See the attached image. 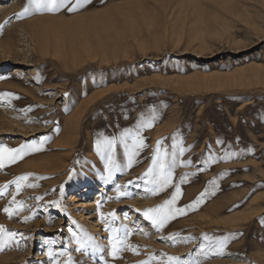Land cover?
Masks as SVG:
<instances>
[{
    "label": "rangeland",
    "instance_id": "374dc122",
    "mask_svg": "<svg viewBox=\"0 0 264 264\" xmlns=\"http://www.w3.org/2000/svg\"><path fill=\"white\" fill-rule=\"evenodd\" d=\"M26 2L0 0V144L38 150L0 167V264H264V0H92L19 17ZM41 17L33 50L22 26ZM177 185L164 211L184 213L159 228L144 212Z\"/></svg>",
    "mask_w": 264,
    "mask_h": 264
},
{
    "label": "snow or ice",
    "instance_id": "6c2138e0",
    "mask_svg": "<svg viewBox=\"0 0 264 264\" xmlns=\"http://www.w3.org/2000/svg\"><path fill=\"white\" fill-rule=\"evenodd\" d=\"M92 0H75L73 3V0H27L25 7L23 10L16 14L19 17H24L26 15H30L34 12H49V13H54V12H59L62 9L66 10L68 12H75L80 10V8L83 6V4H91ZM3 25H0V28H2ZM12 95V94H8ZM147 127H151V123L149 122ZM100 141H97V144L99 145ZM217 143H223V141H217ZM109 144L112 145L114 144V141H109ZM160 142L157 144L156 148V154L154 156V163H158L160 167V179L158 183L160 184V187L157 189V191H162L164 187H167L169 183H171V172L167 171L165 168V160L164 157L167 155V153H161L160 147H159ZM145 147L144 143L142 140H134L133 143V148H143ZM35 147L32 145H21L17 149H12L8 148L6 145L0 144V167L5 166V153H7V161L8 163H15L17 160L23 158V156L27 155L29 151H36ZM184 151L183 148H181V153ZM137 154L135 151H133L130 154L129 158V166H131V156ZM231 156L237 155V153H231ZM175 160L172 161V165H174ZM190 163V161L188 162ZM109 177L111 176L112 173V167L113 161L111 157H109ZM172 165H169L171 167ZM149 172H152V169H149ZM28 179V176H21L17 180V188L19 189L20 187V182L25 181ZM119 188V186H118ZM62 190V189H61ZM119 195H125V193H119ZM181 195V189L177 185L176 186V191L173 193L172 197L165 201L164 205L157 206L156 208H150L144 212V215L148 217V219L153 221V224L157 225L159 228H163L164 225L167 223L169 219L175 218V215L177 214H183L184 209H175V211L168 210L165 212V209H168L170 205H173L175 201L179 198ZM203 195V193L201 194ZM56 203V205L59 207V202H53ZM195 203H199V200L196 201ZM192 207V206H189ZM5 212H9V208L4 209ZM11 214V213H10ZM25 219H28L27 217ZM5 230L3 226H0V233H3ZM11 235V234H10ZM207 238V237H206ZM228 239L225 238L222 241L218 242V250H223V248L227 245ZM2 247V245H0ZM203 248V246H201ZM116 245L113 244V255L115 256L116 254ZM51 255V253H49ZM169 261H176L177 264H179L178 258L176 257H169ZM142 264H148L147 261L142 262ZM184 264H190V262H184ZM195 264H199V262H195Z\"/></svg>",
    "mask_w": 264,
    "mask_h": 264
},
{
    "label": "bare ground",
    "instance_id": "6f19581e",
    "mask_svg": "<svg viewBox=\"0 0 264 264\" xmlns=\"http://www.w3.org/2000/svg\"><path fill=\"white\" fill-rule=\"evenodd\" d=\"M95 15V14H94ZM101 15V14H100ZM182 15V14H181ZM87 16H89V15H86V16H83V17H76L77 19H79V18H81L82 20H86V18H91V17H87ZM96 16V15H95ZM94 16V17H95ZM104 16H106V15H104ZM103 16V21H104V19H105V17ZM98 17H99V15H98ZM107 17H109V16H107ZM106 17V18H107ZM112 17L110 16V19H111ZM93 19V18H92ZM92 19H90L91 21H89V22H86V23H82V24H80L79 26H78V28L80 27V28H83V29H86V27H87V30H88V28H90V26H92V24H94L93 26H95V23L97 22V17L94 19V20H92ZM46 20H48V19H46V18H39V19H33V20H29V21H25V23L23 24V26H22V30H23V32H25L29 37H30V39H31V42L33 41V47H32V49L34 50V45H35V42H37V41H35V37H38L39 35V33H42V32H45V31H43V28H45L46 26H49L50 24L46 21ZM60 20V19H59ZM99 20H100V18H99ZM107 20V19H106ZM61 22V21H60ZM66 22V21H65ZM93 22V23H92ZM105 22V21H104ZM108 22V21H107ZM109 22H112V20H109ZM113 22H114V20H113ZM113 22H112V24H113ZM51 23V22H50ZM59 23V22H58ZM52 24V23H51ZM67 24V23H66ZM104 24V23H103ZM106 24V23H105ZM112 24H110V25H112ZM62 25H63V23H62ZM100 25H101V23H100ZM107 25H109L108 23H107ZM64 26H65V23H64ZM74 26V25H73ZM99 27H101V26H99ZM105 27V26H104ZM113 27V26H112ZM111 27V28H112ZM20 28V27H19ZM42 28V32H40V29ZM74 28H76L75 26L73 27V29ZM96 28H98L97 26H96ZM106 28H110V27H106ZM110 28V29H111ZM114 28V27H113ZM112 28V29H113ZM50 29V28H49ZM111 29V30H112ZM44 30H46V29H44ZM48 30V29H47ZM87 30H86V32H87ZM94 30V29H93ZM100 30V29H99ZM76 31V30H75ZM96 31V30H95ZM105 31H107V30H105ZM112 31H114V30H112ZM112 31H109L108 30V32H110V33H112ZM89 32V31H88ZM96 32H98V31H96ZM102 32V31H101ZM104 32V31H103ZM107 32V33H108ZM37 33V34H36ZM46 33H48V31L46 32ZM51 33V32H50ZM53 33V32H52ZM78 34V33H77ZM94 34H95V32H94ZM104 34V33H103ZM106 34V33H105ZM104 34V35H105ZM47 35V34H46ZM45 35V36H46ZM52 35V34H51ZM54 35V34H53ZM52 35V36H53ZM93 35V34H92ZM98 35H102V34H98ZM107 35V34H106ZM104 36V37H107V36ZM43 36V35H42ZM50 36V35H49ZM52 36H50L51 38H52ZM64 36H66V34H64L63 35V37ZM94 36V35H93ZM93 36H91V35H89V36H86L87 38H89V39H91V37H93ZM109 36V35H108ZM10 38V37H9ZM68 37H66L64 40H66ZM40 39H42V38H40ZM45 39H47L46 37H45ZM53 39H54V36H53ZM60 39V38H59ZM59 39H57L56 38V40H59ZM96 39V38H95ZM97 39H98V37H97ZM96 39V40H97ZM36 40H38V39H36ZM52 39H50V40H48V41H51ZM68 40V39H67ZM82 40V39H81ZM86 40V39H85ZM39 42V41H38ZM37 42V43H38ZM66 42H68V41H66ZM65 42V43H66ZM43 43H44V41H43ZM45 43H47V42H45ZM50 43V42H49ZM55 43V42H54ZM57 43V42H56ZM84 43V42H83ZM39 44V43H38ZM61 44V43H60ZM48 45V44H47ZM71 45V44H70ZM83 45V44H82ZM42 46V45H41ZM52 46V45H51ZM58 46H59V43H58ZM16 47V46H15ZM43 47V46H42ZM62 47V46H61ZM81 47H83L84 48V46H80V48ZM5 48H6V50H12L13 49V47H12V43H11V41H8L7 43H6V45H5ZM48 48V47H47ZM59 48H60V46H59ZM91 48V47H90ZM43 49V48H42ZM38 50V49H37ZM46 49H44V52H46L45 51ZM49 50H50V48H49ZM92 50V49H91ZM43 51V50H42ZM86 51V50H85ZM84 51V52H85ZM40 52V51H39ZM10 53V52H9ZM70 53V52H69ZM68 53V54H69ZM38 54H41V53H38ZM60 54V53H59ZM67 54V53H66ZM75 55V54H74ZM62 56V55H61ZM65 56V55H64ZM67 57H68V55H67ZM60 58V57H59ZM70 58V57H69ZM56 59V58H55ZM73 59V58H72ZM76 59V58H75ZM75 59H74V61H75ZM60 60V59H59ZM68 60V59H67ZM79 60V59H78ZM65 63V62H64ZM64 63H62V65L64 64ZM54 73V72H53ZM1 75H3L4 74V71H2L1 73H0ZM0 79H1V77H0ZM202 79V78H201ZM15 84H17V80L16 79H12V81L9 83V85H15ZM82 109V107L80 108H78L76 111L77 112H75L73 115H71L70 117H69V128L71 129V126H73L74 125V123L77 121V118H78V114H79V112H80V110ZM76 120V121H75ZM75 121V122H74ZM78 122V121H77ZM76 187L77 186H75V189H76Z\"/></svg>",
    "mask_w": 264,
    "mask_h": 264
}]
</instances>
